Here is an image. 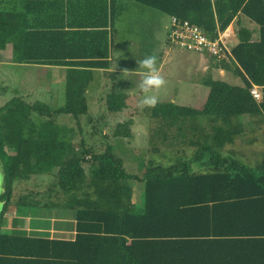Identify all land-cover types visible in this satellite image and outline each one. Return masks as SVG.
<instances>
[{
	"label": "trees",
	"instance_id": "obj_1",
	"mask_svg": "<svg viewBox=\"0 0 264 264\" xmlns=\"http://www.w3.org/2000/svg\"><path fill=\"white\" fill-rule=\"evenodd\" d=\"M124 1L0 0V51L10 45L16 65L66 72L59 108L21 98L0 108V264H264V152L254 167L221 154L244 137L243 117L264 125V0H130L188 21L211 40L241 17L257 27L239 25L230 57L209 56L242 86L209 75L199 108L157 103L150 109L149 144L171 138L192 156L142 165L141 174L129 172L109 145L73 142L74 129L56 120L63 115L81 132L93 72L115 81L110 51ZM15 4L19 10L4 8ZM128 98L111 90L103 98L105 113L115 117ZM131 125L119 121L106 141L130 139ZM192 164L204 172H193ZM134 183L142 184L138 203ZM22 209H47L74 221H38L31 231H16L24 226L16 218ZM7 212L15 214L11 225ZM63 227L74 234L50 237Z\"/></svg>",
	"mask_w": 264,
	"mask_h": 264
},
{
	"label": "rangeland",
	"instance_id": "obj_2",
	"mask_svg": "<svg viewBox=\"0 0 264 264\" xmlns=\"http://www.w3.org/2000/svg\"><path fill=\"white\" fill-rule=\"evenodd\" d=\"M124 9L115 18L113 28V43L111 47V70L116 72L115 81L104 77H95L90 83L86 93L88 110L87 115L83 116L80 121L81 132L70 119L62 115L57 117V123L74 129L73 142L81 140L86 145H99L97 149L109 145L112 152L118 156L124 167L129 172H143V166L152 163L166 166L171 164L177 156L190 158L191 151L186 148H179L177 144L171 145L166 142H155L154 146L149 144L150 128L153 127L154 121L150 118V109L138 107L142 98L137 84L138 76H123V70L128 69L135 71L138 69L137 60L145 56L156 55L158 58V67L161 75L167 81L165 88L157 94L158 103H174L179 106L199 108L206 98V87L202 81L210 75L213 79L222 80L230 85L241 86L242 82L233 74L213 67V60L209 56L199 54L180 52L172 45L166 44V31L163 29L164 24L168 21V16L159 11L147 8L134 1L126 0L123 2ZM5 10L17 9L19 5H6ZM243 19V20H242ZM240 26L255 31L257 28L246 18L242 17ZM239 25L231 24L229 42L233 47L237 44L236 31ZM227 31V30H226ZM228 32V31H227ZM256 35V33H255ZM2 57H8L6 51L2 52ZM11 57V53H10ZM7 60L1 59V62ZM116 64V68L114 69ZM66 72L59 68L45 69L33 66H1L0 65V100L9 101L12 98L25 99L27 102L38 100L52 109L59 108L65 103ZM95 89V91L93 89ZM113 91H120L129 95L126 101L127 108L121 113L108 116L105 113L103 98ZM250 119V122L246 120ZM253 118V119H252ZM243 119V118H242ZM245 134L235 143L241 145L245 141L253 140L259 144L255 146V153L262 150L264 136V125L256 126L254 117L245 116ZM131 120V138H113L108 137L106 141L105 134L110 135L114 126L119 121ZM201 126L206 125L204 118L198 119ZM170 136V135H169ZM172 147H171V146ZM156 146V147H155ZM252 151V149H250ZM246 154H250L246 151ZM257 160L260 157L254 156ZM249 161V160H248ZM250 166H254L250 165ZM195 170L196 165L191 166ZM135 184V183H134ZM142 184L137 183L133 187L132 200L137 197V191H140ZM4 191V175L0 163V213L2 209V194ZM62 214V213H58ZM16 218L23 220H41L47 221L53 218L54 212L41 209H22ZM33 216V217H32ZM8 224L14 219L13 212H7ZM60 220V219H59ZM22 222V221H21ZM61 222V220H60ZM7 225V223H6ZM61 225V224H60ZM24 227V226H23ZM17 227L16 231H26L27 228ZM66 228V227H65ZM31 231V229H29Z\"/></svg>",
	"mask_w": 264,
	"mask_h": 264
},
{
	"label": "built area",
	"instance_id": "obj_3",
	"mask_svg": "<svg viewBox=\"0 0 264 264\" xmlns=\"http://www.w3.org/2000/svg\"><path fill=\"white\" fill-rule=\"evenodd\" d=\"M227 31L218 33V36L211 40L196 25L185 20L170 17V23L166 34V42L180 52H189L199 55L206 54L212 57H230L231 43ZM250 94L254 100L260 101L261 94L257 86H252Z\"/></svg>",
	"mask_w": 264,
	"mask_h": 264
},
{
	"label": "crops",
	"instance_id": "obj_4",
	"mask_svg": "<svg viewBox=\"0 0 264 264\" xmlns=\"http://www.w3.org/2000/svg\"><path fill=\"white\" fill-rule=\"evenodd\" d=\"M241 19H242V17H241ZM169 23H170V17L168 16V21L163 26V29L166 31L165 34H167V30H168ZM230 26L227 29L228 33L231 32V27ZM5 51H6L7 55H8V57L3 58L2 57V52H5ZM10 53H11V46L10 45H7L6 46V49L4 51H0V65L1 66H14V65H16V64H14L12 62V59L10 57ZM199 56H200V58H204L207 55H205L204 57H203V55H199ZM1 59L7 60V61L6 62H1ZM17 66H20V65H17ZM50 69H53V68H50ZM59 69L61 71H65L64 68H59ZM108 71H112L111 68ZM104 76L105 75L102 73L101 70H96V71L93 72V81L95 80V77L100 78V77H104ZM242 85H243V83H242ZM91 89H93V88H91ZM93 90L95 91V89H93ZM6 103H7V101H1L0 100V108L3 107ZM244 118L245 117H243L242 121H243V123L245 125V123L246 122H249L250 119L248 118V120H246V122H245V119ZM263 140H264V136H263ZM255 146H259V144L254 143V142L251 143V142H249V141L246 140L245 143H242L241 145H239L237 143H234L233 145H229V146L225 147L221 151V154L224 157H233V158L237 159L238 161L244 163L245 165L250 166V165H253L254 164V166H257L259 164L260 160H261V155L264 152V142H262V150L260 152L255 153V151H253L255 149ZM250 149H252V151H250ZM246 151H248L250 154H246ZM255 155H257V157L259 156L260 158L257 159V160H253V159H255V157H254ZM193 165H196V167H197V168H195V170H193V172H195V173L204 172L203 169H201V167H200L199 164H192V166ZM133 201L135 203H138L139 200L136 197L135 200H133ZM49 220L51 221V223L57 222V221H60V220L63 223H73V221H74L70 217L61 218L60 220L53 217V218H50ZM38 221H41V220L34 219V220H29L28 221V219H27L26 222H24V227L23 228H27L28 229L27 231H29V229L31 227V224L34 223L35 225H37V222ZM66 229L67 228L63 227L62 230H60V231H58V230L57 231L51 230L50 231V237L60 238V237H63V236H70V235H73L74 234L72 232H68ZM33 230H37V229H33ZM37 231H39V230H37Z\"/></svg>",
	"mask_w": 264,
	"mask_h": 264
},
{
	"label": "clouds",
	"instance_id": "obj_5",
	"mask_svg": "<svg viewBox=\"0 0 264 264\" xmlns=\"http://www.w3.org/2000/svg\"><path fill=\"white\" fill-rule=\"evenodd\" d=\"M137 64L138 69L135 71L124 69L123 76L135 75L139 78L137 87L142 94V98L139 101L138 107L141 109L145 107L154 108L159 102L156 93L166 87L167 81L161 75L160 69L157 66L158 58L156 55L145 56L143 59L137 60Z\"/></svg>",
	"mask_w": 264,
	"mask_h": 264
}]
</instances>
